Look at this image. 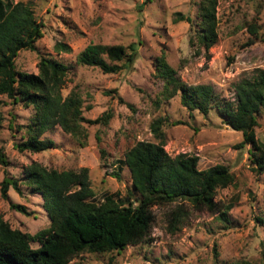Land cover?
<instances>
[{
    "label": "rangeland",
    "instance_id": "1",
    "mask_svg": "<svg viewBox=\"0 0 264 264\" xmlns=\"http://www.w3.org/2000/svg\"><path fill=\"white\" fill-rule=\"evenodd\" d=\"M12 1L28 3L42 32L34 49L18 51L15 69L35 73L42 56L62 62L67 70L60 95L69 90L79 94L85 135L74 138L52 125L40 137L51 139L54 148L19 152L13 144L24 138L33 110L0 95V147L7 161L0 165V180L4 175L21 179L22 166L31 161L55 170L86 167L94 201L115 192L124 197L130 178L117 161L135 141L155 142L149 123L158 116L166 118L161 129L169 156L195 155L197 169L222 164L233 177L229 185L214 191L216 202L229 204L226 219L184 203L185 214L172 231L167 214L173 204L154 205L146 239L119 250L81 252L66 264H262L264 170L256 173L250 168L248 146L235 147L240 132L224 124L214 109L205 115L189 112L180 105L178 93L168 99L160 96L162 81L155 74L154 59L162 56L186 85L207 84L220 101L231 102L234 85L264 68V0H216V40L206 51L195 43L197 0ZM96 43L119 44L126 52L133 45L134 60L116 73L79 64L77 56L84 46ZM105 111L111 112L105 124L87 122ZM176 120L182 123L173 124ZM253 133L264 142V108ZM10 202L24 205L30 214L12 210ZM0 215L11 228L30 234L48 225L41 197L22 183L20 193L9 187L7 198L0 197Z\"/></svg>",
    "mask_w": 264,
    "mask_h": 264
},
{
    "label": "trees",
    "instance_id": "2",
    "mask_svg": "<svg viewBox=\"0 0 264 264\" xmlns=\"http://www.w3.org/2000/svg\"><path fill=\"white\" fill-rule=\"evenodd\" d=\"M196 5L195 43L206 51L216 40V0H197ZM247 28L255 33L251 24ZM41 34V24L28 3L0 0V95L33 110L24 138L13 144L19 152L37 153L54 148L51 139L40 137L52 125H58L74 138L85 135L80 123L79 94L69 90L67 95H60L67 70L62 62L42 56L36 63L35 73L15 69L18 51L34 49V42ZM57 46L66 48L63 44ZM125 49L119 44H87L78 54L77 62L97 67L103 73H116L128 68L134 60L133 45L127 46L128 52ZM154 71L162 81L163 99L178 93L180 105L189 112L195 110L205 115L214 109L224 124L240 132L241 140L235 147L248 146L250 168L256 173L264 170V142L257 141L253 133L259 111L264 108V68L255 69L234 85L231 102L220 101L207 84L186 85L162 56L154 59ZM110 116L111 112L105 111L87 122L105 124ZM164 122L166 118L162 116L153 118L149 131L155 142L137 140L117 161L127 168L130 178L131 188L124 197L115 192L94 201L86 167L55 170L31 161L22 166L21 179L4 175L0 180V197L7 198L9 187L20 193L22 183L41 197L48 225L30 234L11 228L0 215V264H66L81 252H108L137 244L149 234L154 205L173 204L167 214V228L172 231L182 221L184 203L192 210H206L220 220L226 219L229 204L216 202L214 191L229 185L232 174L222 164L197 169L195 155L169 156L163 149L165 134L161 126ZM6 163L0 147V165ZM111 174L119 178L117 171ZM9 207L24 215L30 214L22 204L10 202ZM31 242L37 245L31 247Z\"/></svg>",
    "mask_w": 264,
    "mask_h": 264
}]
</instances>
